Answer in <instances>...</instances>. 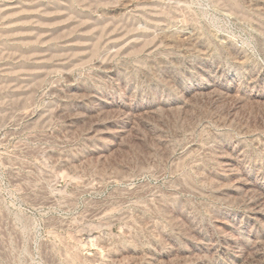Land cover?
I'll list each match as a JSON object with an SVG mask.
<instances>
[{
  "label": "rangeland",
  "instance_id": "1",
  "mask_svg": "<svg viewBox=\"0 0 264 264\" xmlns=\"http://www.w3.org/2000/svg\"><path fill=\"white\" fill-rule=\"evenodd\" d=\"M0 264H264V0H0Z\"/></svg>",
  "mask_w": 264,
  "mask_h": 264
}]
</instances>
